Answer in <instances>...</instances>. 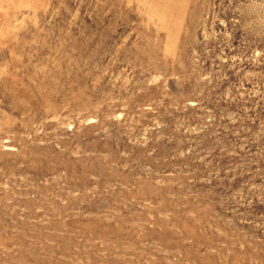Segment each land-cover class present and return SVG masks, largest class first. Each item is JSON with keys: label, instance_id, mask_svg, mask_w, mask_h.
Masks as SVG:
<instances>
[{"label": "rangeland", "instance_id": "obj_1", "mask_svg": "<svg viewBox=\"0 0 264 264\" xmlns=\"http://www.w3.org/2000/svg\"><path fill=\"white\" fill-rule=\"evenodd\" d=\"M0 264H264V0H0Z\"/></svg>", "mask_w": 264, "mask_h": 264}]
</instances>
